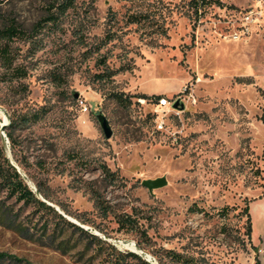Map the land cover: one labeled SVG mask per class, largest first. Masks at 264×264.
I'll list each match as a JSON object with an SVG mask.
<instances>
[{
    "label": "rangeland",
    "instance_id": "obj_1",
    "mask_svg": "<svg viewBox=\"0 0 264 264\" xmlns=\"http://www.w3.org/2000/svg\"><path fill=\"white\" fill-rule=\"evenodd\" d=\"M7 18L24 74L0 62V167L88 232L0 182V264H264V0H0Z\"/></svg>",
    "mask_w": 264,
    "mask_h": 264
},
{
    "label": "trees",
    "instance_id": "obj_2",
    "mask_svg": "<svg viewBox=\"0 0 264 264\" xmlns=\"http://www.w3.org/2000/svg\"><path fill=\"white\" fill-rule=\"evenodd\" d=\"M201 0H192L194 2V5H198V2ZM65 6V5H62ZM49 19L55 18V13L51 12ZM132 22H139L141 20V16H131ZM25 30L15 21L13 18H7L5 19L1 26H0V62L5 67V69L11 71L12 74L15 76L24 74V71L19 66L13 65V56L11 53V46H10V40H12L14 37H19L24 35ZM143 97H147L146 94L142 95ZM160 95H157V98ZM113 97L115 100L124 105L129 106L131 101L128 97H123L121 94H113ZM35 118H37V114L33 113L31 115H25L22 117V122L27 121H33ZM262 120L264 122V114L262 116ZM18 121L11 120L10 126H14V123ZM7 136L11 142H13V136L10 131H7ZM5 165L7 169H4L3 167H0V182L10 191L12 195H15L18 199H22L27 203H30L32 205H36L38 207H41L46 210H50L51 212H54L57 216L60 217L66 224L69 226H73L76 229L84 232H88L84 228L80 227L79 225L67 220L65 217H63L60 213H58L52 206L47 204L45 201L38 198L35 193L24 183L23 179L21 178L20 173L8 162L7 159H5ZM104 174V178H106L108 181H112L116 178L115 172L111 171L110 168L104 164L100 163L99 167ZM262 171L264 172V168L262 167ZM95 192V191H94ZM96 204L102 208L105 209V205L102 201H100L99 197L95 198ZM247 219H248V226L246 233L248 237H250L251 234V221H250V215L248 213V205L245 207ZM227 207H224L222 210H226ZM132 219L129 216H121L119 218V223L121 226H126L128 223H132ZM89 236L92 237L94 240L99 243V247L102 248L103 244L107 245L104 240H102L98 235L94 233H89ZM107 246H110L108 244ZM130 255L137 257L141 260L139 255H137L134 252H128ZM3 254L0 253V257H2ZM164 256L169 260V264H205L201 258H195L194 256H188L183 253L177 252L173 249H165ZM143 264H148L144 260L141 261ZM255 264H260V260L258 258V255H256L255 258Z\"/></svg>",
    "mask_w": 264,
    "mask_h": 264
},
{
    "label": "water",
    "instance_id": "obj_3",
    "mask_svg": "<svg viewBox=\"0 0 264 264\" xmlns=\"http://www.w3.org/2000/svg\"><path fill=\"white\" fill-rule=\"evenodd\" d=\"M75 96H78V93H75ZM179 103H180V101L178 99L175 100V102L173 103V107H178ZM98 119H99L100 126H101L105 136L107 138H109L111 136V134H112V131H111V127H110V125L108 123V120L101 113L98 115ZM3 129H4V127H3ZM165 183H166V181H165L164 177H157V178H154V179L149 178V179H144L143 180V184L145 186H147L149 189L163 186Z\"/></svg>",
    "mask_w": 264,
    "mask_h": 264
},
{
    "label": "built area",
    "instance_id": "obj_4",
    "mask_svg": "<svg viewBox=\"0 0 264 264\" xmlns=\"http://www.w3.org/2000/svg\"><path fill=\"white\" fill-rule=\"evenodd\" d=\"M167 101H168V99H166V98H160V99H159V103H160V104H166Z\"/></svg>",
    "mask_w": 264,
    "mask_h": 264
},
{
    "label": "crops",
    "instance_id": "obj_5",
    "mask_svg": "<svg viewBox=\"0 0 264 264\" xmlns=\"http://www.w3.org/2000/svg\"><path fill=\"white\" fill-rule=\"evenodd\" d=\"M262 167L264 168V156H263V159H262ZM260 198H264V193H263V195H261V197Z\"/></svg>",
    "mask_w": 264,
    "mask_h": 264
}]
</instances>
